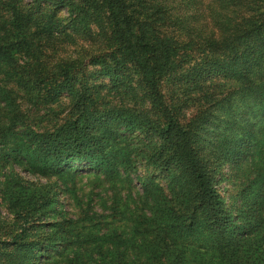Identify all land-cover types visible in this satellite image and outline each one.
Here are the masks:
<instances>
[{
    "label": "trees",
    "instance_id": "obj_1",
    "mask_svg": "<svg viewBox=\"0 0 264 264\" xmlns=\"http://www.w3.org/2000/svg\"><path fill=\"white\" fill-rule=\"evenodd\" d=\"M169 1L53 0L56 10H47L38 18L35 34L53 40L79 31L80 22L93 17L84 30L98 36L101 48L98 54L93 52L90 62L98 64V76L108 79L107 89L121 94L118 103L95 105L81 85L76 88L72 79L77 65L70 56L55 55V62L49 66L44 60L48 53L35 49L34 43L29 45L25 35L19 37V44L1 43V64L14 73L15 63H22H17L23 68H18L21 87L34 91L36 97L44 90L50 101L66 92L72 109L71 118L45 134L24 123L19 129L17 120L9 121L0 128L2 159L26 162L42 174H73L84 166L87 171L111 176L117 162L125 164L133 153L146 169L138 181L149 217H153L148 219L160 228L154 241L162 244L163 264H185L187 248L194 244L209 250L218 264H264V216L244 205L235 208L233 214L226 206L218 189L214 154L199 143L195 127L202 114L206 119L218 109H232L225 98L226 104H215L209 91L221 86L218 80L225 82V72L238 73L239 82L229 87L237 89L245 106L264 117V0H212L214 7L223 4L226 8H218L211 40L188 29L182 33L175 23L154 20L160 4ZM63 7L71 14L69 23L59 12ZM12 18L21 33L30 32L32 15L15 12ZM55 47L52 54L58 53ZM228 64L236 66L226 69ZM213 73L218 78L206 85ZM49 74L54 77L47 79ZM191 89L198 99L188 104L181 95H189ZM190 106L196 109L193 116L188 113ZM232 110L236 117L230 124L256 147L257 143L264 146V125L259 133L248 131L240 112ZM8 113L20 115L12 103ZM111 141L125 145L111 150ZM258 172L263 179L264 161ZM251 193L259 192L253 187ZM262 193L264 196V190ZM262 193L257 195V204ZM30 213L18 212L21 222L19 231L12 235L13 242L28 231ZM56 227L48 225L50 229ZM50 235L44 247H54L55 251L53 232ZM64 243H71L69 237ZM0 264L6 263L0 259Z\"/></svg>",
    "mask_w": 264,
    "mask_h": 264
},
{
    "label": "rangeland",
    "instance_id": "obj_2",
    "mask_svg": "<svg viewBox=\"0 0 264 264\" xmlns=\"http://www.w3.org/2000/svg\"><path fill=\"white\" fill-rule=\"evenodd\" d=\"M54 3L53 0H0V44H19V37L25 35L29 45L34 43L35 49L48 53L44 60L49 66L48 63L55 62V55L63 58L70 56L77 65L72 79L76 88L81 85L87 98H92L95 105L118 103L121 94L107 89L110 86L108 79L98 76L95 73L98 64L90 62L93 52L98 54L101 48L98 36L87 34L84 30L85 23L93 17L80 22L79 31L70 32L66 38L62 35L50 40L37 32L35 34L38 18L47 10H56ZM222 5H219L220 8L225 7ZM160 7L154 20H165L170 25L175 23L182 33L188 29L193 34H206L211 40V32L215 31L213 21L220 13V8L214 7L212 0H172L165 5L160 4ZM59 10L66 18L65 22L69 23L70 12L65 7ZM15 12L32 15L34 20L28 23L29 33L23 34L15 27L12 18ZM52 47L57 48L58 53L52 54ZM19 61L17 63L21 65ZM17 63L14 67L17 72L14 73L0 63V128L9 121L15 123L17 120L19 129H23L24 123L31 130L45 134L71 118V98L67 93L59 94L55 101H50L44 90L36 97L34 91L25 90L19 84L22 74L18 68L22 67ZM235 66L228 64L225 68ZM224 74L227 75L225 82L218 80L221 86L215 89L207 87L215 97L214 103L226 104L225 98L232 109L240 112L239 117L248 131L259 133L264 117L245 106L246 101L240 100L237 89L231 88L239 82L238 73ZM52 77L54 74L47 75V79ZM211 77L206 85L218 75L213 73ZM181 96L188 104L198 99L193 89L189 95ZM11 103L20 112L18 117L8 113ZM232 109H218L206 119H202L203 114L200 115L195 123L199 143L214 154L220 179L218 189L232 213H236L235 208L244 205L264 216V178L258 172L260 163L264 161V146L257 143L256 147L252 140L240 134L236 125L230 124L236 117ZM188 113L193 116L196 109L191 107ZM197 117L199 114L195 119ZM109 144V149L114 150L123 147L125 142L111 141ZM2 155L0 149V259L6 264H163L162 244L154 241L160 228L148 219L150 214L138 181L146 173L144 162L139 157L132 153L125 164L117 162L116 172L107 176L87 171L84 166L80 172L73 174H42L34 172L26 162L18 163L15 159L6 162ZM253 187L262 193L259 204L256 203L259 193H251ZM18 212H31L33 216L26 224L29 229L24 231L23 238L13 242L12 235L19 231L17 227L21 222ZM51 224L57 225V229L48 228ZM50 230L54 234L53 243L57 245L55 251L52 250L54 247H44L51 236ZM67 237L70 244L64 243ZM13 243L23 244L26 248L30 246L33 250H25L23 246L15 248ZM183 261L185 264H218V259L198 244L188 246Z\"/></svg>",
    "mask_w": 264,
    "mask_h": 264
}]
</instances>
